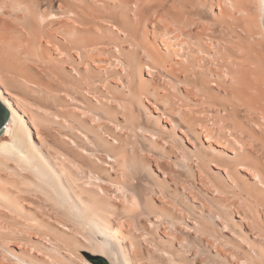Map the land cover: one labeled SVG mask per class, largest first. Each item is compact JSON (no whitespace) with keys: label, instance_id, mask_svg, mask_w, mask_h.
<instances>
[{"label":"bare ground","instance_id":"1","mask_svg":"<svg viewBox=\"0 0 264 264\" xmlns=\"http://www.w3.org/2000/svg\"><path fill=\"white\" fill-rule=\"evenodd\" d=\"M5 114L0 264H264V0H0Z\"/></svg>","mask_w":264,"mask_h":264},{"label":"water","instance_id":"2","mask_svg":"<svg viewBox=\"0 0 264 264\" xmlns=\"http://www.w3.org/2000/svg\"><path fill=\"white\" fill-rule=\"evenodd\" d=\"M6 120V114L5 115H2L1 119H0V133H2V130H3V124L4 121ZM103 264H107L105 262H103Z\"/></svg>","mask_w":264,"mask_h":264},{"label":"rangeland","instance_id":"3","mask_svg":"<svg viewBox=\"0 0 264 264\" xmlns=\"http://www.w3.org/2000/svg\"><path fill=\"white\" fill-rule=\"evenodd\" d=\"M6 134H8V132H7ZM8 135H9V134H8Z\"/></svg>","mask_w":264,"mask_h":264}]
</instances>
